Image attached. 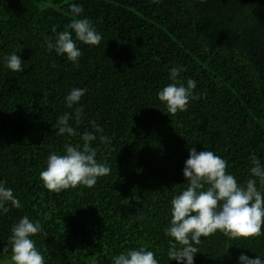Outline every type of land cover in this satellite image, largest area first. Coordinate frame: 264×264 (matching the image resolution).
Listing matches in <instances>:
<instances>
[{"label": "trees", "instance_id": "trees-1", "mask_svg": "<svg viewBox=\"0 0 264 264\" xmlns=\"http://www.w3.org/2000/svg\"><path fill=\"white\" fill-rule=\"evenodd\" d=\"M102 36L98 46L79 44V66L49 51L74 18L69 5ZM18 49L24 71L13 73L3 56ZM197 82L186 111L170 114L157 92L173 66ZM73 87L85 117L108 143L97 159L111 173L91 187L50 192L40 180L50 152H63L79 136H58L53 125L71 112ZM226 159L239 181L249 157L264 162V0H0V180L23 207L0 215V251L11 227L28 215L44 232L33 237L47 264H112V256L147 246L168 262L163 229L170 200L188 183L189 149ZM46 234V235H45ZM231 247L228 249V246ZM195 264H238L241 253L264 255V235L229 239L219 231L198 245ZM0 264H8L0 254Z\"/></svg>", "mask_w": 264, "mask_h": 264}, {"label": "clouds", "instance_id": "clouds-1", "mask_svg": "<svg viewBox=\"0 0 264 264\" xmlns=\"http://www.w3.org/2000/svg\"><path fill=\"white\" fill-rule=\"evenodd\" d=\"M69 8L74 18L65 30L52 29L56 33L55 40L49 39L47 48L66 56L78 67L82 56L78 43L98 46L102 36L92 22L82 16L83 5L71 3ZM18 52L16 49L3 56L4 66L13 73L24 71ZM185 71L182 65L173 66L169 72L171 82L157 92L159 101L170 114L186 111L189 103L199 98L194 94L196 80L187 78L185 81L181 76ZM87 91V88L73 87L65 97L66 107L73 111L58 116L53 125L58 136H79V142L66 143L62 153L52 151L47 156L40 180L50 192L59 193L78 186L91 188L100 177L111 173L107 160L97 159L99 145L94 146L97 140L101 144L108 143L103 127L92 120L89 122L91 130L79 133L71 123L74 121L79 126L83 122L84 106L80 101ZM249 160L248 177L241 182L228 170L226 159L211 150L189 149L183 168L188 183L172 196L171 219L163 229L168 238V262L195 264L202 238L218 231L229 239L264 235V162L257 155H251ZM22 207L14 190L0 180V215L8 213L10 208ZM43 232L39 220H32L28 215L21 217L12 225L7 246L0 254L6 255L8 264H47L45 250L38 248L33 238ZM111 259L112 264H160L156 253L144 245L125 249ZM238 264H264V255L250 258L241 253Z\"/></svg>", "mask_w": 264, "mask_h": 264}]
</instances>
